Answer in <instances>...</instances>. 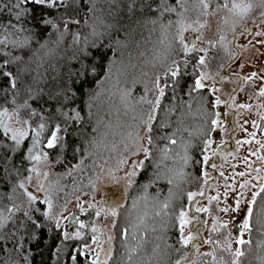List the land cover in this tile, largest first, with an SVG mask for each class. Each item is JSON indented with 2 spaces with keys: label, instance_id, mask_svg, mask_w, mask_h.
Wrapping results in <instances>:
<instances>
[{
  "label": "trees",
  "instance_id": "obj_1",
  "mask_svg": "<svg viewBox=\"0 0 264 264\" xmlns=\"http://www.w3.org/2000/svg\"><path fill=\"white\" fill-rule=\"evenodd\" d=\"M3 2L10 4L12 0ZM15 2L19 4V0ZM176 2L167 0L171 6H175ZM172 15L164 12L142 19L146 22L160 18L165 20ZM77 18L81 20L80 24H69L67 27L71 31H67L63 21L70 17L67 5L60 0H53L52 7L21 4L0 13V25H3L0 40L5 41L0 44V114L4 109L14 112L19 122L28 129L26 137L17 145L0 126V245L3 246L0 264L91 262L81 250L88 238L64 239L54 219L45 216L44 203L29 201L23 188L36 163L29 157L46 156L48 170L44 186L57 203V215L64 206L60 201L66 204L79 195V190H89L105 162L108 149L104 150L103 143L108 128L98 115L95 101H98L113 60L118 55L119 42L126 33L120 30L117 34L110 30L108 35L100 38V44L105 45L103 48L83 45L85 36L90 42L96 39L89 35L94 18L88 19L83 14ZM42 19L53 23H39ZM110 19L106 17V20ZM38 23L39 27H34ZM77 30L81 43L74 45L72 33ZM98 30L103 32V29ZM143 31L146 32L143 25L137 26L133 37H139V32ZM81 47L84 51L78 55L90 73L87 77L90 83L83 86L84 77L66 75L68 68L79 65L80 60L73 59L72 55L75 49ZM28 52L32 55H27ZM85 56L87 59H84ZM173 60L179 67L175 78L164 73L159 76L157 72L151 81L153 84L159 76L165 92L160 98L157 117L158 120L166 119L168 127L161 129L158 135L172 136L177 143L155 140L151 149L155 156L152 166L147 171L139 170L125 201L118 208L115 227H112V253L107 264H185L193 259V254L188 253L190 246L185 247L181 243L179 216L181 211L191 209L189 193L205 187L208 182L204 180L203 171L209 167L203 158L205 141L214 132L211 122L217 117L216 97L206 87L190 91L199 77L197 54L184 56L176 50L168 63ZM224 60V57L221 58L218 65ZM50 63L60 65L62 81L59 85L51 80V72L44 71ZM93 66L95 75L91 74ZM79 70V67L73 68L74 72ZM42 74L48 77L47 81L41 78ZM29 86L30 93L26 91ZM145 88L137 87L133 92L134 98L149 96ZM152 91L149 99L154 102L158 90ZM150 107L145 105L146 110ZM76 113L81 119H74ZM25 120L27 123L23 122ZM41 124L45 125L43 129ZM57 125L59 131H56ZM53 132H56L57 140L53 148H48ZM165 151L168 158L157 168L156 164L162 160ZM185 156L188 157L187 163L183 159ZM165 203L167 208L163 207ZM262 204L264 193H260L256 204L252 205L253 215L249 218L248 237L242 245L239 264H264V224L257 222ZM3 220L5 222L1 225ZM125 228L128 229L127 237L122 235ZM211 257H200L196 264H213Z\"/></svg>",
  "mask_w": 264,
  "mask_h": 264
},
{
  "label": "rangeland",
  "instance_id": "obj_2",
  "mask_svg": "<svg viewBox=\"0 0 264 264\" xmlns=\"http://www.w3.org/2000/svg\"><path fill=\"white\" fill-rule=\"evenodd\" d=\"M225 2L231 7L233 0H212L210 7L205 11L199 5V0H184L183 5L177 0L175 5L177 11L171 12L174 14L171 18L156 19L155 24L151 22L153 19L147 21L143 24L146 32H139V37L126 35L119 42L118 55L113 60L98 101H95L98 115L104 123L106 122L108 128L103 143L104 150L108 149V151L105 152L102 170L98 171L89 190L83 192L79 190V195L66 204H63V200L60 201L64 206L56 215L57 203L44 186L47 179V160L41 158L32 166L23 187L27 196L31 194L35 197L34 201L51 200L50 211L48 205L44 203L45 213L54 219L56 226V221H60L59 228L64 239L88 238V242L82 245L81 250L88 256L90 264L97 256V264H107L112 253L114 237L112 227L116 216L111 213L113 211L117 213L135 180L137 174L129 175L132 171L131 163L144 158L142 153L131 156L125 152L126 145L130 146L129 151L134 146L129 133L144 132L142 127H136L139 121H134L132 117L146 110L145 105L148 103L145 101L150 100L149 96L155 89L151 81L152 77L157 72L158 75L167 72L168 66L172 63V61L168 63L169 60L180 48L176 33L181 23L186 29L183 36L185 44L190 49L188 54H197L198 61L202 56L206 60L205 66L198 63V79L201 73H205L206 78L202 80L204 87L209 88L216 100L219 98L220 101L219 104L216 103V110L219 113L216 119L220 122L214 126L213 135L209 139L212 142L211 147H205V156L212 159L207 163L209 169L203 171L204 180L208 182L205 187L202 186L196 191V193L202 192L203 195H197L192 200L191 209L184 211L187 214L186 219L191 222L185 225L183 237L190 234L196 237L187 245L190 246L188 253L193 254V259L185 264H192L193 261L196 264L198 258L207 256V253H213L210 255L213 264H239L240 256L236 253H241L243 244L238 241L245 242L248 237V230L243 229L241 225L245 219H249L247 210L253 193L259 192L264 185V159H260L264 157L262 155L264 148L261 147L264 145V122H262L264 96L259 95L264 89V35H256L257 32H264V25L257 27L251 23L252 19L258 18L261 8L254 7L247 17L241 18L224 8ZM235 2L240 3L241 0ZM252 2L255 4L257 0ZM217 5H220L219 9ZM247 23L251 34L242 35ZM239 30L242 31L238 32ZM233 34L236 35L234 40ZM221 36L225 38L223 42L220 41ZM147 37L149 38L146 39ZM191 38L195 39L193 44L195 48L190 45ZM162 39L163 43H161ZM122 43H125V46L121 47ZM168 44H171V49L167 48ZM178 52L186 55L182 51ZM223 57L226 61L218 65ZM224 73L226 77L220 81L218 77ZM139 86L149 88V96L140 95L134 98L133 92ZM157 98L158 94L155 100ZM241 105L245 107L241 108ZM5 110L7 109L2 110L1 114ZM7 112L8 116L0 115V126L4 134L16 143L12 139L13 135L17 132L28 134V129L19 122L14 112L9 110ZM25 137L18 139L21 142ZM244 141L250 143H243ZM140 143L148 147L144 140ZM230 147L232 148L229 149ZM216 149V157H214L213 153ZM122 156H127L129 163L118 168L117 162ZM140 169L139 167L136 169L137 173ZM257 169L259 171H256ZM239 173L245 175L241 176ZM113 174L116 179L112 178ZM245 181L248 182V187L241 188ZM238 200L239 210L233 211ZM197 208H206L207 211L197 212ZM4 222L3 220L1 225ZM81 224L84 225L83 228L80 227ZM225 224L226 228L222 226ZM214 225L215 231H213ZM93 228L96 229L95 232ZM64 233L68 234V238H65ZM180 238L182 240L181 232ZM193 244L198 248L191 247Z\"/></svg>",
  "mask_w": 264,
  "mask_h": 264
},
{
  "label": "snow or ice",
  "instance_id": "obj_3",
  "mask_svg": "<svg viewBox=\"0 0 264 264\" xmlns=\"http://www.w3.org/2000/svg\"><path fill=\"white\" fill-rule=\"evenodd\" d=\"M60 2L62 4H66L67 5V11H68V15L70 17V19L68 20H64L63 24L66 27L67 31H71L70 28H68L67 26L69 24H80L81 20L78 19L77 17H81V14H83L84 17H88V19H92L94 18V22L92 24V31L91 33H89L90 36L92 37H96L95 40H92L91 42L89 41L88 36H85L83 38V45H89L91 47H97V45L100 48H103L105 45L104 44H100V38L103 35H108L109 31H114L117 34H119L120 30H124V32L126 33V35L128 37H132L133 34L136 32L137 30V26L143 25L146 21L144 19H142V17H151V16H155L158 13L159 14H163L164 12H176L177 9L175 6H171L167 3V0H70V3H68V0H60ZM178 2L183 5L184 4V0H178ZM212 0H199V5L205 10L207 11V9L210 7ZM21 4H30V5H35V6H40V5H46L48 7H52L53 6V0H19V4H17L15 2V0H12V2L10 4L8 3H4L3 0H0V13H2L6 8H8L9 10H11V8H17L19 7V5ZM217 9L220 8V5L216 6ZM223 7L228 9V11L230 13H233L234 15H237L241 18L247 17L248 14L250 13V11L253 10L254 7H259L261 8V12L259 13L258 18L252 19L251 23L256 25L257 27H259L260 25H264V0H257V2L255 4H253L252 0H247V2H245V0H241L240 3H236L235 0H233V2L231 3V7H229V4L227 2H225L223 4ZM91 14V15H89ZM106 17H111L110 20H106ZM17 20H19V14H17ZM87 22V21H85ZM153 24L156 23V20H152L151 21ZM39 23H43V24H52V21H45V20H41ZM39 23L35 24L34 27H39ZM54 26V25H53ZM171 25H169L170 27ZM3 25H0V28H2ZM201 27H203V25H201ZM98 29H103V32L99 31ZM186 29L184 28L183 24L181 23V27L177 30L176 33V39L178 40V44L180 45V48L178 49V51H182L184 52L186 55L188 54V52L190 51V49L188 48V45L185 44L184 42V36H183V32ZM242 35L244 34H251V30L248 27L244 28V31L241 33ZM257 36L260 35H264V32H257L256 33ZM225 38L223 36L220 37V41L223 42ZM5 41L0 40V44H3ZM163 39L161 40V43H163ZM72 43L75 44H80L81 43V36L79 33V30L75 31L72 33ZM23 46V45H21ZM121 47L125 46V43H122L120 45ZM171 44L167 45L168 49H171ZM193 48H195V45L192 46ZM213 47H215V45L213 44ZM84 51L83 47L79 48V49H75L73 51V55L72 58L73 59H77L80 60V57L78 55V53ZM200 51H205L204 49H200ZM27 55L31 56L32 53L28 52L26 53ZM84 59H87V56L84 57ZM199 65L201 66H205L206 65V60L205 58L202 56L199 58L198 61ZM185 67H187V61L184 62ZM79 67V71L78 72H74L73 68ZM60 65L58 64H48L47 67L44 69L45 73L47 72H51V80L53 82H55L57 85L60 84V82L62 81V77L60 75V71H59ZM179 73V67L176 66V61L173 60L172 63L168 66L167 68V72L165 73V75H170L172 78H175ZM92 75H95V66H93L92 71H91ZM66 75L67 77H71L73 75H76L77 77H84V79L82 80L81 84L83 86V84H87L90 83L87 79V77L90 75L88 67L86 65H84L83 60H80L79 65H73L72 67L68 68L66 71ZM144 75H147V73H144ZM253 76H255V73H253ZM42 79H44L45 81H47L48 77L44 76L42 74L41 76ZM206 78V74L205 73H201L200 78L197 79L195 81L194 84V88L191 89L190 91H195V90H199L204 88V85L202 83V80H204ZM73 83H75V81H73ZM13 87H15V84H13ZM154 88L158 90V98L153 102L151 100H147L145 101L146 103H148L149 105H151V107L147 110H143L141 111L138 115L133 116L132 119L138 120L139 124L136 125L137 128H143L144 132H140V131H136L134 134L133 133H129V137L131 138L132 141V146L131 150L129 151V147L128 145H126L125 147V152H127L129 155L131 156H137L140 155L141 153L143 154V159L139 160L138 162H132L131 163V167H132V171L129 173L130 176H135L137 174L136 169L142 168L145 171H147V169L149 167L152 166L153 161L155 160V156L152 153L151 149L152 147H154V142L156 139H160V140H166L168 141L170 144H176L177 141L176 139H174L172 136L169 135H163L160 136L158 135L160 130L163 128H167L168 127V123L165 120H158L157 117V109L160 107V99L159 97H163L165 92H164V88L161 87L160 84V77L157 76L155 78L154 81ZM26 91H28L29 93L31 92V86H29ZM145 91H149V89H147V87L145 88ZM127 95V93H126ZM259 95L264 96V89H262L259 93ZM6 100V97L4 98ZM142 100L144 99L143 97L141 98ZM216 103L219 104V98H217ZM241 108L245 107L244 105L240 106ZM35 113H33L34 115ZM3 116H8V112L7 110H5L2 114ZM217 117H219V113L216 114ZM74 119H81L80 114L76 113V116L74 117ZM24 123H27V121H23ZM220 121L219 119H214L212 120V125L215 126L216 124H218ZM45 127L44 124L40 125V128L43 129ZM7 131V128L5 129ZM56 131H59V126L57 125L56 127ZM145 133L147 135V139L145 140ZM27 133L26 132H17L16 134L13 135L12 139L16 141L17 145H19L20 143V139H18V137L23 138L24 136H26ZM37 135H39V133H37ZM57 140V136H56V132H53L51 134V139L48 141L47 143V147L48 148H53L54 144ZM144 140L145 143L149 146V147H144L143 144H141L140 142ZM211 141H205V145L207 148L211 147ZM243 143H250V141H244ZM257 143H259V141H257ZM262 148H264V145H261ZM213 155H215V153H213ZM252 155H256V153H252ZM30 159L39 161L40 160V156L39 155H34V156H30ZM47 157L45 156V159ZM168 158V154L167 151H165L164 156L162 158V160L160 162H158L156 164L157 168H160L161 163L163 162L164 159ZM184 162L187 163L188 157L185 156L184 158ZM260 159H264V157H260ZM210 160L209 156H204L203 158V162L205 164L208 163V161ZM199 162V161H197ZM247 162V161H246ZM129 163V160L127 158V156H122L118 162H117V166L122 167L124 164ZM81 164H83V160H81ZM212 167H215V165H212ZM102 170V169H101ZM256 171H259L258 169ZM205 175H207V173H205ZM221 175H223V173L221 172ZM239 175L243 176L245 175V173H239ZM99 178V177H97ZM113 179H116L114 174L112 176ZM171 182V181H169ZM23 187V185H21ZM248 187V182L245 181L244 184L241 185V188H247ZM260 193H264V186H262L259 190V192L253 193L252 196V200L250 201V206L247 210V216L248 218H251L253 215V209L251 207V205H255L256 204V197L260 195ZM197 195H203V193H196V192H191L189 193L188 199L189 201H192ZM210 200L213 198H209ZM35 197H33L31 194H29V201H34ZM42 203H46L48 205L49 211L52 208V202L50 199H46L45 201H43ZM167 203L164 204V208H167ZM83 207L81 206V211H83ZM233 211H238L239 210V200L237 201V206L236 208L232 209ZM197 212L200 211H207V209H200L197 208L196 209ZM223 211H227V209H223ZM113 216H116L117 213L115 211H113L111 213ZM48 213H45V216H47ZM97 215H99V212H97ZM157 215H160V213H157ZM187 214L183 211H181L180 216H179V220H180V232H181V243L183 246H187L193 239H195L196 237L193 235H188L187 237H183V231H184V227L186 224L190 223L191 221L186 219ZM257 222L264 224V204L261 205L260 207V213L258 215L257 218ZM57 227H59L60 221L57 220ZM223 227H227V225H222ZM81 228L84 227L83 224L80 225ZM115 227V225H114ZM132 227H135V225H132ZM241 227L245 230H249V219H245L243 224L241 225ZM93 232L96 231L95 228L92 229ZM216 230V226H213V231ZM79 235V233H77V236ZM122 235H124L125 237H127L128 235V229L125 228L122 232ZM65 238H68V234L64 233ZM238 243L243 244L244 241L240 240L238 241ZM193 247H197V245H193ZM3 250V246L0 245V251ZM206 255H213V253H207ZM237 256L242 255V253L237 252L236 253ZM185 259H187V255H185L184 257ZM129 259H131V256H129ZM98 261V256L93 259L92 264H97ZM177 264H179V262H177ZM192 264H195V261L192 262Z\"/></svg>",
  "mask_w": 264,
  "mask_h": 264
},
{
  "label": "water",
  "instance_id": "obj_4",
  "mask_svg": "<svg viewBox=\"0 0 264 264\" xmlns=\"http://www.w3.org/2000/svg\"><path fill=\"white\" fill-rule=\"evenodd\" d=\"M195 43V39H193V38H191V40H190V45H193ZM226 77V74L224 73V74H221L218 78H219V80L220 81H223V79ZM216 151H217V149L215 150V155H214V157H216Z\"/></svg>",
  "mask_w": 264,
  "mask_h": 264
},
{
  "label": "flooded vegetation",
  "instance_id": "obj_5",
  "mask_svg": "<svg viewBox=\"0 0 264 264\" xmlns=\"http://www.w3.org/2000/svg\"><path fill=\"white\" fill-rule=\"evenodd\" d=\"M248 28H249V23H247V25H246ZM242 30H239L238 32H241ZM236 35L235 34H233V40H234V37H235ZM191 40V39H190ZM234 45V44H233ZM231 117H232V115H231ZM229 140H230V142H231V138H230V136H229ZM220 146H222V144L220 145ZM232 147H233V145H232ZM232 147H230L229 149H231Z\"/></svg>",
  "mask_w": 264,
  "mask_h": 264
}]
</instances>
